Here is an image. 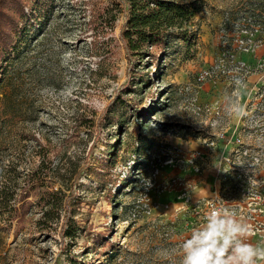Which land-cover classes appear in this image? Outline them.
<instances>
[{
    "label": "rangeland",
    "instance_id": "1",
    "mask_svg": "<svg viewBox=\"0 0 264 264\" xmlns=\"http://www.w3.org/2000/svg\"><path fill=\"white\" fill-rule=\"evenodd\" d=\"M20 1L0 0L18 21L0 42V264H180L203 179L239 126L264 125V0H172L197 11L155 59L125 53L128 0Z\"/></svg>",
    "mask_w": 264,
    "mask_h": 264
},
{
    "label": "built area",
    "instance_id": "2",
    "mask_svg": "<svg viewBox=\"0 0 264 264\" xmlns=\"http://www.w3.org/2000/svg\"><path fill=\"white\" fill-rule=\"evenodd\" d=\"M208 75V71L202 69L199 78L204 79ZM242 127L239 126L230 136L225 144L227 149L221 150L219 161L212 167L208 165L214 168V183L210 195L203 198L202 213L196 227L202 226L214 203L217 207L224 204L239 219L251 225L252 231L248 236L251 242L253 237L264 239V145L256 141V136L264 133V125H260L261 131L255 126ZM214 144L210 141L206 147L213 148ZM193 153L203 163L208 161L203 159V151L194 150Z\"/></svg>",
    "mask_w": 264,
    "mask_h": 264
},
{
    "label": "trees",
    "instance_id": "3",
    "mask_svg": "<svg viewBox=\"0 0 264 264\" xmlns=\"http://www.w3.org/2000/svg\"><path fill=\"white\" fill-rule=\"evenodd\" d=\"M9 1L14 5L13 10L18 11L20 8L21 13V1ZM7 8V6H2L0 10V42L3 46L9 44L10 39H12L11 33L5 29L6 23L10 25L9 27L13 31L17 29L16 25L18 23L17 18L14 16V11ZM196 11L197 9L192 3L183 4L172 0H128L127 13L125 14L124 23L120 29V37L123 41L125 53L131 57L136 56L139 58L146 53L155 59L156 53L164 50V47H166L168 37L173 34L174 29H177V33L174 35L186 41V26H189L188 23ZM258 11L261 17L257 19L258 15H256L255 24H258V21L264 26V3ZM5 21L6 23H4ZM85 168L87 167L85 166ZM102 172L101 169H98V176ZM98 178L102 180V178ZM110 182V179L103 181L104 184ZM68 196V199H63L62 205L69 202L70 197L73 196L72 192ZM49 198L50 196H47V200ZM69 220L70 216L68 214L62 219L60 229V235L62 237L70 236L66 229L69 226ZM99 243L100 241L98 240L95 246H98Z\"/></svg>",
    "mask_w": 264,
    "mask_h": 264
},
{
    "label": "clouds",
    "instance_id": "4",
    "mask_svg": "<svg viewBox=\"0 0 264 264\" xmlns=\"http://www.w3.org/2000/svg\"><path fill=\"white\" fill-rule=\"evenodd\" d=\"M234 84L237 89L246 87L239 78ZM224 100L230 115L237 119L248 115L239 92L226 93ZM251 231V225L239 219L234 211L214 203L202 226L193 227L181 241L180 264H264V243L249 242Z\"/></svg>",
    "mask_w": 264,
    "mask_h": 264
},
{
    "label": "crops",
    "instance_id": "5",
    "mask_svg": "<svg viewBox=\"0 0 264 264\" xmlns=\"http://www.w3.org/2000/svg\"><path fill=\"white\" fill-rule=\"evenodd\" d=\"M248 80L250 82L249 81L246 82V84H245L246 85V89L244 88L245 90L242 93V95H244L245 97L247 96L248 91H251L252 88L255 87V86H253L254 85L253 79L252 78L251 79L249 78ZM203 181H204V187L201 188V190H200L201 193H199V197L205 198V197H208L210 195V191H211L210 186H209L210 185V180L208 181L205 178V179H203ZM211 181H212V183H214V179L213 178L211 179Z\"/></svg>",
    "mask_w": 264,
    "mask_h": 264
}]
</instances>
